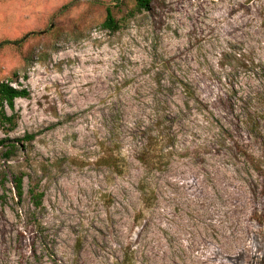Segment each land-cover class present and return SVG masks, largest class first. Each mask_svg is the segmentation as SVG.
<instances>
[{"label":"rangeland","instance_id":"rangeland-1","mask_svg":"<svg viewBox=\"0 0 264 264\" xmlns=\"http://www.w3.org/2000/svg\"><path fill=\"white\" fill-rule=\"evenodd\" d=\"M117 1L0 0V264H264V0Z\"/></svg>","mask_w":264,"mask_h":264},{"label":"trees","instance_id":"trees-1","mask_svg":"<svg viewBox=\"0 0 264 264\" xmlns=\"http://www.w3.org/2000/svg\"><path fill=\"white\" fill-rule=\"evenodd\" d=\"M119 1V0H118ZM117 1V2H118ZM135 2V12H143V11H149L151 8V4L153 0H134ZM105 12H106V17L104 22L102 23L101 27L105 30H108L112 33L118 32L122 28V22L125 19H120L118 20L115 17L113 7L112 6H106L105 7ZM133 14V13H132ZM23 43V42H21ZM20 43V44H21ZM6 44H9V42L1 43L0 48ZM14 45H18L19 42L15 41L13 43ZM26 78V77H25ZM18 83V74L15 73L12 78L5 82L0 83V132L2 131H8L11 132L16 129V119L14 115H8L7 113V108H9L11 111L15 110V102L18 99H28L30 97V92L25 89V88H17L13 84ZM185 88L187 89V92L190 96H194L193 93H190L188 90V85H184ZM259 117V116H257ZM247 124V122H245ZM252 132L254 134L258 133V127L254 126L251 127ZM34 136H27L28 140H32ZM232 145H236V142L233 140H230ZM8 139L0 140V147H4L7 145ZM16 143H10L9 148H10V153L9 155H12V152L17 149V146L15 145ZM247 159H252V155H246L244 154ZM254 164V163H252ZM255 166L254 168L260 171V167L258 165H253ZM24 174H20L14 178V189H15V195L19 201L23 199L24 196ZM29 194L33 200V203L35 205L36 209H40L43 205V198L44 194L43 193H37L34 188H31L29 191Z\"/></svg>","mask_w":264,"mask_h":264}]
</instances>
